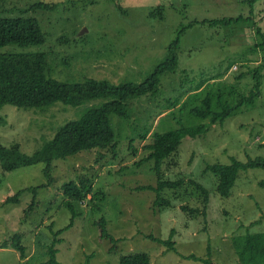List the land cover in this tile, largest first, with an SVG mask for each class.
Instances as JSON below:
<instances>
[{"label": "rangeland", "instance_id": "1", "mask_svg": "<svg viewBox=\"0 0 264 264\" xmlns=\"http://www.w3.org/2000/svg\"><path fill=\"white\" fill-rule=\"evenodd\" d=\"M248 1L0 0V16L33 17L47 37L42 46L9 45L0 48V54L45 52L50 78L66 83L91 78L115 85L141 84L170 58L171 45L185 29L177 50L178 70L162 76L157 93L128 100L127 117L112 115L116 146L58 159L54 184L38 190L37 206L28 216L33 189L47 183L45 165L4 172L0 161V264L48 263L54 240L51 228L64 230L74 218L64 204V185L82 179L90 180L94 191L85 202H76L74 226L60 236L61 264H87L90 255L91 264H120L122 256L137 253L150 255L152 264H205L209 247L212 264H240L232 238L264 232V188L260 186L264 170L241 171L229 198L219 195L217 179L205 170L209 165L231 164L232 157L242 162L264 157V68L261 96L253 107L242 109L223 124H212L196 138L185 137L177 152L166 159L163 180H183L179 189L162 192L170 205L156 208L158 193L140 188L159 183L156 161H143L150 154L146 146L153 142L154 132L176 129L181 120L207 123L189 119L187 110L183 111L184 102L198 86L236 84L250 94L253 71L262 65L261 53H253L252 48L259 38L256 27L264 28V0H256L253 7ZM40 2L54 10L34 7ZM160 7L164 10L154 15ZM240 15L252 18L226 26L190 27L194 21ZM239 75L243 76L240 80ZM108 101L101 98L80 106L59 102L46 109L6 105L0 109V144H19L23 153L32 155L66 122ZM194 182L207 190V203ZM22 190L26 191L17 203H6ZM102 218L118 240L116 251L112 242L100 239L96 223ZM173 230L177 251L150 238L169 240ZM15 234H20L27 249L24 261L18 251L3 247Z\"/></svg>", "mask_w": 264, "mask_h": 264}, {"label": "trees", "instance_id": "2", "mask_svg": "<svg viewBox=\"0 0 264 264\" xmlns=\"http://www.w3.org/2000/svg\"><path fill=\"white\" fill-rule=\"evenodd\" d=\"M246 2V1H244ZM249 5L253 7L256 0H249ZM34 7L43 10H54V6L46 3L35 4ZM159 9V10H158ZM154 11V15L160 14L164 7ZM163 15V14H162ZM253 16V12L251 13ZM252 17L246 18L242 15L236 18H223L214 20L194 21V25H213L226 26L233 23L244 22ZM257 28L258 41L255 43L253 53H261L262 65L253 71L255 84L250 94L243 93L239 85L219 84L216 88L214 84L205 87L198 86L183 104V111L187 110L189 119L198 118L206 122L185 124L180 121V127L165 132H154L153 142L146 148L150 149L143 161H156L154 170L159 176L158 186L142 187L140 189L152 190L158 193L155 207L170 205L171 202L162 197V192L166 189H179L183 186V180L164 181L162 178V167L166 159L175 154L185 137L196 138L208 131L212 124L220 123L238 114L244 108L254 106L256 100L261 96V70L264 68V28ZM185 29L181 31L180 37L171 45V56L160 65L150 78L141 84L131 82L115 85L109 81H99L87 78L84 82H63L50 78L48 73L47 54L45 52H30L22 54H0V109L6 105H11L25 109H46L62 102L66 105L80 106L88 101L101 98L109 100L104 105L92 108L81 118L66 122L55 137L47 142L43 148L37 150L32 155L21 151L19 144L9 147L0 144V161L4 172H12L19 168L34 166L43 163L44 175L47 183L33 189L34 199L26 210L28 216L37 206V193L39 189L50 187L54 184V163L58 159H66L77 155L83 151L96 148L105 149L114 147L117 144V132L113 125L112 115L127 117L129 114L128 100L140 98L148 94H155L161 86V78L166 73H175L180 65V58L177 53L181 44V37ZM47 37L41 28L39 21L33 17L9 18L0 16V48L16 45L20 47L42 46L46 43ZM239 75V80L242 79ZM188 108V109H186ZM145 135H142L145 138ZM250 169L264 170V157L249 158L248 162L239 161L232 157L231 164H214L207 166L205 171L212 173L217 179V192L223 198H229L231 191L238 179L241 171ZM195 183V182H194ZM208 202V192L205 188L195 183ZM264 188V181L260 182ZM93 184L90 180L82 179L80 183L75 181L64 185L65 200L64 204L73 212L72 223L64 230L55 232L53 228L54 240L51 241L48 249L49 261L45 264H61L58 261V245L62 242L60 236L74 226L77 217L76 202H85L93 193ZM26 190L18 192L15 196L9 197L6 203H17L19 197ZM183 210H189L183 207ZM192 213L196 210L191 209ZM259 221L252 223L254 226ZM101 231V240H109L114 244L113 250L116 251L118 240L110 234L108 222L102 218L96 223ZM176 230H173L169 240H162L150 236L159 244L167 246L170 250L177 251L174 237ZM232 244L238 256L240 264H264V232L237 235L232 238ZM4 248H12L19 252L20 259L27 258L26 247L22 244L20 234H15L10 244H4ZM209 247V261L205 264H212ZM194 259L195 256H189ZM93 255L88 256V263L91 264ZM120 264H152L151 256L147 253H137L122 256Z\"/></svg>", "mask_w": 264, "mask_h": 264}, {"label": "built area", "instance_id": "3", "mask_svg": "<svg viewBox=\"0 0 264 264\" xmlns=\"http://www.w3.org/2000/svg\"><path fill=\"white\" fill-rule=\"evenodd\" d=\"M236 70V69H235Z\"/></svg>", "mask_w": 264, "mask_h": 264}]
</instances>
